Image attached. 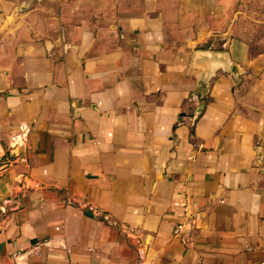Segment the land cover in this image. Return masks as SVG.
<instances>
[{
    "label": "crops",
    "instance_id": "obj_1",
    "mask_svg": "<svg viewBox=\"0 0 264 264\" xmlns=\"http://www.w3.org/2000/svg\"><path fill=\"white\" fill-rule=\"evenodd\" d=\"M248 1L0 0V264H264Z\"/></svg>",
    "mask_w": 264,
    "mask_h": 264
},
{
    "label": "rangeland",
    "instance_id": "obj_2",
    "mask_svg": "<svg viewBox=\"0 0 264 264\" xmlns=\"http://www.w3.org/2000/svg\"><path fill=\"white\" fill-rule=\"evenodd\" d=\"M238 28L253 47L264 45V0H249L240 6Z\"/></svg>",
    "mask_w": 264,
    "mask_h": 264
},
{
    "label": "built area",
    "instance_id": "obj_3",
    "mask_svg": "<svg viewBox=\"0 0 264 264\" xmlns=\"http://www.w3.org/2000/svg\"><path fill=\"white\" fill-rule=\"evenodd\" d=\"M29 133H30V129L27 128L25 125L20 124L18 126V132H15L10 136L12 149H15L18 146L24 144L28 138ZM185 225H186L185 223L178 224V226L174 231V235L176 237H180L181 240L187 244L190 242V239L183 235V233L185 232ZM65 264H72V263L70 260H67Z\"/></svg>",
    "mask_w": 264,
    "mask_h": 264
}]
</instances>
